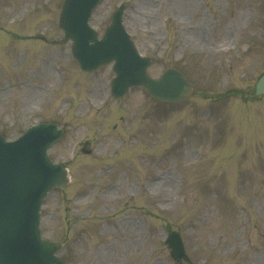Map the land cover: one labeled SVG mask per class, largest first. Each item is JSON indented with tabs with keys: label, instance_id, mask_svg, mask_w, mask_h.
Masks as SVG:
<instances>
[{
	"label": "rangeland",
	"instance_id": "374dc122",
	"mask_svg": "<svg viewBox=\"0 0 264 264\" xmlns=\"http://www.w3.org/2000/svg\"><path fill=\"white\" fill-rule=\"evenodd\" d=\"M62 1L0 0V132L65 130L49 155L69 182L45 199L43 236L64 244L66 264H180L172 230L188 264H264V96L251 98L264 0H102L90 22L100 34L127 4L149 74L175 68L192 84L176 104L142 88L115 100L111 65L81 71L59 43Z\"/></svg>",
	"mask_w": 264,
	"mask_h": 264
},
{
	"label": "water",
	"instance_id": "95a60500",
	"mask_svg": "<svg viewBox=\"0 0 264 264\" xmlns=\"http://www.w3.org/2000/svg\"><path fill=\"white\" fill-rule=\"evenodd\" d=\"M98 0H65L59 15L64 31L62 41L72 39V52L80 66L92 70L115 61L112 93L122 96L134 85L144 86L155 98L181 100L190 84L176 70H166L158 79L146 72L148 58L138 55L121 24L122 9L116 10L102 38L87 20ZM264 93V74L258 79L254 95ZM60 135L55 124H38L26 130L16 141L5 142L0 136V264H63L55 255L58 245L42 239L39 208L46 192L66 185V172L53 164L46 148ZM167 243L177 260L184 259L183 243L172 231Z\"/></svg>",
	"mask_w": 264,
	"mask_h": 264
}]
</instances>
